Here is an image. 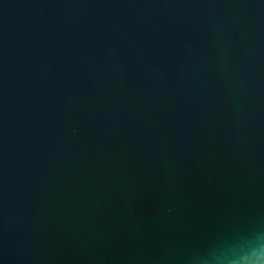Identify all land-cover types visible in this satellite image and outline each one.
Listing matches in <instances>:
<instances>
[{
  "label": "water",
  "instance_id": "95a60500",
  "mask_svg": "<svg viewBox=\"0 0 264 264\" xmlns=\"http://www.w3.org/2000/svg\"><path fill=\"white\" fill-rule=\"evenodd\" d=\"M257 244L264 0H0V264Z\"/></svg>",
  "mask_w": 264,
  "mask_h": 264
},
{
  "label": "clouds",
  "instance_id": "9594fccd",
  "mask_svg": "<svg viewBox=\"0 0 264 264\" xmlns=\"http://www.w3.org/2000/svg\"><path fill=\"white\" fill-rule=\"evenodd\" d=\"M220 264H264V244H257L250 250L225 256Z\"/></svg>",
  "mask_w": 264,
  "mask_h": 264
}]
</instances>
